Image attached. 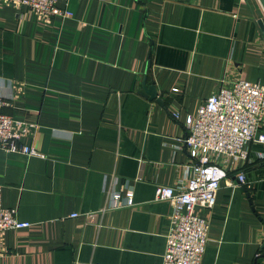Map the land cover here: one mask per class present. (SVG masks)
<instances>
[{"label": "crops", "instance_id": "0c3cea01", "mask_svg": "<svg viewBox=\"0 0 264 264\" xmlns=\"http://www.w3.org/2000/svg\"><path fill=\"white\" fill-rule=\"evenodd\" d=\"M64 3L73 15L47 25L0 3L3 112L36 123L21 142L41 154L0 147L2 203L30 223L5 232L0 264H161L172 208L155 186L186 172L187 114L238 77L264 84V11L257 0ZM246 147L213 206L195 208L209 223L201 264H264V143ZM127 189L133 204L109 207L107 191L124 203Z\"/></svg>", "mask_w": 264, "mask_h": 264}, {"label": "built area", "instance_id": "2783aa9c", "mask_svg": "<svg viewBox=\"0 0 264 264\" xmlns=\"http://www.w3.org/2000/svg\"><path fill=\"white\" fill-rule=\"evenodd\" d=\"M0 3L22 6L45 25L56 16L73 15L72 11L60 7L58 0H0ZM6 104L0 96V147L26 156L41 155L31 145L21 142L22 138L31 136L36 123L4 113ZM171 116L178 120L179 114L174 111ZM263 119L264 84L242 77L228 86L221 85L194 114L186 115L184 132L178 139L189 158L186 172L175 185L156 184L154 191V200H168L172 208L161 264H201L209 223L195 213V208L213 206L227 167L235 161L248 160V142L264 143V134L257 133ZM259 157L263 158L264 154L259 153ZM237 179L245 184L243 172ZM107 194L109 207L133 204L131 190H126L124 203L120 201L119 192L111 190ZM77 215L73 212L70 217ZM29 225L16 217L15 208L3 205L0 186V239L9 229Z\"/></svg>", "mask_w": 264, "mask_h": 264}, {"label": "water", "instance_id": "95a60500", "mask_svg": "<svg viewBox=\"0 0 264 264\" xmlns=\"http://www.w3.org/2000/svg\"><path fill=\"white\" fill-rule=\"evenodd\" d=\"M260 2V5L264 11V0H258ZM259 26L261 30L264 32V23L259 20ZM142 95L147 96L150 99H155L157 102L161 103V100L157 97V91L154 87V84H150L148 86L145 85V83H142V90L140 92Z\"/></svg>", "mask_w": 264, "mask_h": 264}]
</instances>
